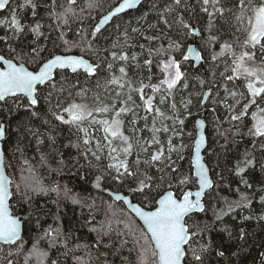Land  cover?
<instances>
[{
    "label": "snow or ice",
    "instance_id": "1",
    "mask_svg": "<svg viewBox=\"0 0 264 264\" xmlns=\"http://www.w3.org/2000/svg\"><path fill=\"white\" fill-rule=\"evenodd\" d=\"M12 2L0 0V11ZM76 3L77 0H18L15 6L9 8L7 16L0 17V31L4 33L0 35V42L7 48L6 52L0 50V104L3 105L0 111L4 108L11 111L8 107V100L11 99L17 110L23 107L30 118L39 119L43 103L47 109L45 115L79 134L77 143L71 146L77 148L88 167L98 173L93 188L107 191L104 184L109 179L121 186L128 185L130 195L115 192L111 196L112 203L108 204L113 216L116 215L113 210L116 202L127 207V211L120 209L126 218L120 221L126 231L117 232L121 237L117 252L129 244L127 237H130L132 248L129 252L139 249L136 264H208L212 252L224 258L225 252L214 246L208 235L212 226L207 221L193 220L196 214L206 216L207 201L214 198L213 193L219 195L220 184L211 178L213 169L206 159L216 155L219 161V154L209 147L204 118L195 121L194 146L189 150L184 137H191L192 133L185 132L186 121L193 115L192 107L206 109L207 102L211 100L214 106L210 110L213 113L216 106L228 113L223 121L214 116V130L217 137L224 138L225 145L228 133L241 136L240 126L247 127L243 135L251 140V147L238 152L229 169L239 178L245 191L238 186L235 189L236 200L220 197L223 207L217 209L213 205L212 214L214 221L223 222L226 216L236 219L237 209L241 212L248 210L249 215L242 216V221H264V187L254 189L246 178L250 170L256 169L255 151L264 153V107L261 106L264 104V0H197L200 12L208 18L206 38L185 20L184 13L192 10L186 0H153L150 11L156 16V22L149 23L147 29L143 28L141 21L147 22L148 11L137 19L136 27H132L130 21L113 24L114 19L142 5V0H117L114 5H109L106 13L100 15L90 30L81 28L76 33L79 39L70 40L64 29L70 27V19H80L82 23L81 14L85 11L82 8L77 13ZM86 7L88 10L103 9V3L102 0H86ZM40 8L45 9L47 19L52 22L48 27L51 29L54 24L59 32L60 44H56L55 48L62 47L63 51L50 52L46 44L37 43L41 37L47 39L43 31L45 25L36 19ZM24 12H30L33 23L23 22V15L18 13ZM229 18L234 21L230 24L234 28L230 33L232 40L222 42L221 25L229 24ZM87 19L96 18L89 14ZM173 29L176 30V39L169 34ZM29 33L34 37L29 45L14 46L9 42L20 41ZM140 37L147 44L140 43ZM188 37H200L204 48L211 49L219 44L220 51L211 53L213 62L230 58V63L225 61V71L220 73L225 81L223 96L215 79L206 81L196 78L201 89L206 84L213 85L207 91L196 94L202 96L198 105H193L192 93L187 97L182 95L189 89L188 75L182 71L183 63L190 60L203 62L204 59L194 45H188L186 53L181 52L183 41ZM165 39L168 41L166 47L163 43L152 46L153 42ZM101 40L108 46L103 49L97 47ZM137 47L139 52L134 51ZM74 49L81 54H70ZM45 53L48 55L45 56ZM175 53H181L182 60L177 59ZM85 54L95 59L86 58ZM142 56L147 58L141 63ZM154 64L160 72L156 82H153ZM143 68L148 71L147 77L139 74ZM133 69L136 70L134 73ZM65 70L75 74L74 77H70ZM81 75L83 81L80 80ZM215 75L213 72V77ZM237 80L243 81L245 91L227 87L228 83L235 84ZM253 107L251 126H247L245 118ZM43 123L47 125L49 121L44 120ZM223 123H228L229 129L221 131ZM8 127V123L0 119V140L5 145L8 143ZM233 128L236 130L233 131ZM97 132L99 136H96ZM32 134L38 135L37 132ZM47 138L55 144L54 135L48 133ZM43 143V139L37 140L38 145ZM225 145H220L221 149ZM14 150L22 151L19 147ZM189 151L191 158L185 170L181 162L186 160L185 153ZM41 159L44 157L41 156ZM259 170L264 174V163ZM217 175L224 179L220 173ZM13 184L6 174L5 151L0 149V253H3L0 260L6 261V264H16L13 257L18 256L24 247L22 228L33 213L42 210L34 207L33 195L54 192L59 198L62 193L63 198L72 204L85 206L84 199L79 194H73L67 186L63 189L60 186L45 188L39 182L27 179L23 188L20 184H15L13 188ZM225 187L232 190L229 185ZM257 194L262 212L254 216L253 202ZM137 195L141 199L134 202L133 198ZM16 196L20 197L15 201L20 204L19 213L14 211L12 203ZM93 206L88 205L90 208ZM129 214L138 218L141 225L135 224ZM89 231L96 233L93 242L77 243L72 247H69L72 233L65 234L60 226L53 228L50 225L44 230L43 237L48 240L49 249H56L59 255L65 257L71 254L74 264H109V252L101 249L114 246L112 242L105 241V237L113 231L111 223L92 227ZM222 231L232 238V232L227 227ZM245 236L246 232L241 228L239 239L243 241ZM3 246H8L6 252ZM78 251H82L83 255H76ZM232 255L238 257L240 253L237 251ZM261 255L264 256V253ZM32 256L38 257L41 264H59L58 257L49 259V253L38 250L36 245L25 256V264Z\"/></svg>",
    "mask_w": 264,
    "mask_h": 264
},
{
    "label": "trees",
    "instance_id": "2",
    "mask_svg": "<svg viewBox=\"0 0 264 264\" xmlns=\"http://www.w3.org/2000/svg\"><path fill=\"white\" fill-rule=\"evenodd\" d=\"M15 2H18V0H13L9 7L1 11L0 17L7 16L9 14V8L15 6ZM116 2L117 0H102L103 9L88 10L86 7V0H77L74 6L77 13H80V9H85L81 14L83 16V22L81 23L80 19H70V27L64 29L67 33V38L70 40H78L77 31L81 28L90 30L91 27L98 22L100 15L109 10V5H114ZM152 2L153 0L143 1L141 6H138L134 10L127 11L125 14H122L120 18L114 19L113 24H124L130 21L131 26L136 27L137 19H139L144 12L148 11L150 14L147 22L141 21L143 28L147 29L149 23L156 22V16L150 11ZM186 2L191 6L192 10L184 13L185 20L192 25H197V28L203 35V32H206L205 28L208 22L207 16L200 12L197 0H186ZM89 14L96 19L89 21L87 19ZM18 15H23V22L25 23L31 24L34 22L30 12L18 13ZM36 19L40 20L45 25L43 31L47 37V39L41 37L37 43L46 44L50 52L63 51L62 47L59 49L55 48L56 44H60L59 32L55 30L54 24L51 29L48 27L52 22L47 19L44 8L38 9V16ZM229 21V24L221 25L223 32L222 42L225 40L231 42L232 40L230 33L234 31V28H232L230 24L234 23V21H232L231 18H229ZM161 27H163V25H161ZM108 28L111 32L112 25L108 26ZM3 34L4 33L0 31V35ZM145 34L150 35L154 33L146 32ZM169 34L173 39L177 38L175 29L171 30ZM33 39L34 37L29 33L22 36L20 41L10 40L9 42L14 46H20L21 44L29 45ZM193 39V37H188V39L183 41L184 47L181 49V52L186 53L187 46L194 42ZM139 42L147 44L142 37L139 38ZM158 43H163L166 47L168 41L165 39L160 42H153L152 46L156 47ZM96 46L103 49L107 47L108 44L101 40ZM198 46L204 58L203 60H205V67L203 69L199 68L200 66L194 67L190 61L184 62L182 66V71L186 72L188 75L189 83V89L184 91L182 95L192 93L191 98L193 105H198L199 100L202 99L196 95L197 93H202L205 88L213 87L212 84H206L205 87L201 89L196 79L197 77L203 78L206 81L215 79L221 96H223L222 86L225 81L220 76V73L225 71V61L230 63V58L228 57L222 58L221 61L218 62H213L210 59L212 51L219 52V44L209 49L204 48L203 41H200ZM0 50L7 51V48L2 42H0ZM134 51L139 52L140 49L137 47ZM70 54L80 55L81 53L78 49H74ZM44 55L47 56L48 53ZM85 55L86 58L95 59V57L89 54ZM175 55L177 59L182 60L181 53H175ZM145 58L147 57H141V63ZM208 63H210L211 68L208 67ZM135 71L136 70L133 69V73ZM66 72L70 77H74L75 75L68 70H66ZM213 72L216 74L215 77H213ZM152 73L154 74L153 82H156L160 77V72L155 64L152 67ZM139 74L143 77H147L148 71L146 68H143L140 70ZM83 79L84 77L81 75L80 80L83 81ZM57 80L59 81V76H57ZM227 87L229 89L235 88L237 91H245L242 80H237L235 84L228 83ZM213 93V96H215V89ZM211 106V104H207L206 109L199 110L195 106L192 107L191 111L193 115L186 121L185 132H191L192 136L188 137L186 135L184 137V142L189 146L190 150L193 147L195 137L194 121L198 117H201L203 115L202 113L206 111L204 115L205 131L210 142L209 147L219 154V161L216 155L206 157L209 167L213 169V171L210 172L211 178L220 184V189L218 190L219 195L217 196L216 193H213L214 198L207 201L206 207L208 211L206 216L204 214H196L193 220L197 222L207 221L212 226L208 235L211 236L214 246L225 252L224 258L217 257L215 252H212L208 264H262V262H264V256L261 255V253H264V221L257 222L255 219L242 221L241 217L249 215V212L248 210L241 212L239 209H237L235 213L236 219H232L231 216H226L223 222L214 221L212 206L214 205L217 209L223 207V202L220 200V197L227 196L230 200H236L238 196L235 189L239 186L241 191H245L243 185L240 184L239 178L229 171V169L232 167L233 159L237 156V153L243 152L245 147H251V140L246 135H243L247 132V127L241 125L240 131L242 135L233 136L231 133H228V142L225 145L224 138L217 137L214 130V116H218L223 121L228 113L220 106H216V112L213 113L209 109ZM8 107L11 108V111H9L8 108H4L3 111H0V119L5 120L9 126L8 143L5 145L3 141V146L5 151L6 171L14 182L13 188L15 184H20L21 188H23L25 179L39 182L45 188L60 186V188L63 189L67 186L72 190L73 194H79L85 202L84 207L74 205L71 201L65 200L62 193L59 198L54 192H49L47 195H33L32 202L34 207L41 208L42 210L38 213H33L22 228L24 247L18 256L13 257L16 264H25V256L31 252L33 245H36L37 249L40 251L48 252L49 259H57L58 257L59 264H74L71 254L65 257L59 255L56 249H49L48 240L43 237L44 230L51 225L53 228L57 226L62 227L65 234L71 232L72 240L69 247H72L77 243L93 242L96 239V233L89 231V229L92 227H100L102 224L107 225L109 222L111 223L113 231L108 237H105V241L112 242L114 246L111 249H101V251L109 252V264H136L137 252L139 249H135L131 253L129 252V249L132 248L130 237H127L129 239V244L120 249L119 252L116 251L119 247V240L121 239V237H118L117 232L126 231L124 223L120 222L126 219L120 212V209L124 208L125 211H127V209L121 202H116L113 209L116 215L113 216L112 210L108 208V204L112 203L110 196L105 192L93 188L92 184L98 173H96L94 169L89 168L84 159L80 156L77 148L71 146L77 143V136L79 134L74 130H70L69 126L61 125L59 122L53 120L50 115H45L44 113H46L47 109L43 103L40 107L42 115L39 119L30 118L29 113L23 107L17 110V108L12 105L11 99L8 100ZM0 108H3L2 104H0ZM252 111H255V107L249 110V116L245 118V125L247 126H251ZM44 120H48L49 123L45 125L43 123ZM221 127H225V129L221 128V131H224L229 129L230 125L228 123H223ZM29 129H31V131H29ZM232 130L235 131L236 129L233 128ZM33 132H37L38 135H33ZM48 133L55 136V144L50 143L48 140ZM99 135L100 133L97 132L96 136ZM145 135H147V133H145ZM38 139H43L44 143L38 145ZM220 145H225L224 149H221ZM16 147H19L22 151H15L14 149ZM254 154L257 160L256 169L250 170L246 178L253 184L254 189H259L260 187H264V174L259 170L260 165L264 163V153L257 150ZM185 155L187 158L185 161L181 162V166L183 169L187 170L189 167L188 161L191 158L190 151L186 152ZM41 156L44 157L43 160ZM25 161H27V163H25ZM61 161H63V164H61ZM218 163L219 166L217 167ZM217 173H220L224 179L221 180ZM225 185H229L232 190L230 191ZM104 187L112 191L129 194L127 184L121 186L110 179L104 184ZM133 199L134 202H138L141 197L137 195ZM18 200H20V197L16 196L12 202L16 213L20 212V204L15 203V201ZM258 200L259 194H257L256 200L253 202L254 216H258L262 212ZM88 205L94 206L90 208ZM26 211L27 209L25 206V214ZM129 216L131 217V214H129ZM131 219L135 224L141 225L135 217H131ZM89 220H91V223H87ZM225 227L231 230V239L228 237L227 232L222 231ZM241 228H244L246 232L243 241L239 239V231ZM205 239H207V236ZM3 248L5 252L8 250V246H3ZM61 251H63V249H61ZM237 251H239L240 255L238 257L233 256L232 253ZM0 255H3V253H0ZM76 255H83V252L78 251ZM0 264H6V261L0 260ZM28 264H41V262L38 257L32 256ZM44 264H47V262H44Z\"/></svg>",
    "mask_w": 264,
    "mask_h": 264
},
{
    "label": "water",
    "instance_id": "3",
    "mask_svg": "<svg viewBox=\"0 0 264 264\" xmlns=\"http://www.w3.org/2000/svg\"><path fill=\"white\" fill-rule=\"evenodd\" d=\"M143 1H146V0H142V2ZM136 9V8H135ZM131 10H134V9H131ZM3 11V10H2ZM128 11H130V10H128ZM1 12V11H0ZM194 27H196L195 25H193ZM197 28V27H196ZM196 38V37H195ZM190 45H194V46H196L197 48H198V45L196 44V43H193V44H190ZM199 49V48H198ZM187 52V51H186ZM76 55V54H75ZM192 63H193V66L194 67H197L198 65H202V63L203 62H199V61H194V60H190ZM207 91V90H206ZM206 114V111L204 112V115ZM198 118H204V116H201V117H198ZM197 118V119H198ZM205 119V118H204ZM193 146H194V141H193ZM0 149H3L4 150V146H3V140H0ZM203 154V153H202ZM6 174H7V171H6ZM8 175V174H7ZM9 176V175H8ZM193 190H195V189H193ZM108 196H110V198H111V196H112V194L113 193H115V192H117V191H112V190H110V189H107V191H104ZM122 193V192H121ZM122 194H124V193H122ZM124 207L127 209V207L124 205ZM138 221H139V219L138 218H136ZM140 222V221H139ZM140 224H141V222H140Z\"/></svg>",
    "mask_w": 264,
    "mask_h": 264
},
{
    "label": "rangeland",
    "instance_id": "4",
    "mask_svg": "<svg viewBox=\"0 0 264 264\" xmlns=\"http://www.w3.org/2000/svg\"><path fill=\"white\" fill-rule=\"evenodd\" d=\"M195 26L197 27V25H195ZM207 35H208L207 32H203V37L206 38ZM193 41H194L193 43H196V44L198 45L199 42H200V41H203V40H202L200 37H196V38L193 39ZM193 43H192V44H193ZM198 47H199V46H198ZM186 51H187V50H186ZM219 51H220V50H219ZM190 62H191V61H190ZM191 63H192V62H191ZM192 65H193V63H192ZM204 67H205V60H203V63H202V65H201L199 68L203 69ZM208 67L211 68L210 63H208ZM228 74H231V73H228ZM184 96L187 97L188 94H186V95H184ZM213 97H215V96H213ZM207 104H208V105H210V104L212 105L209 109H211V108L214 106V105L212 104L211 100H209ZM209 109H208V110H209ZM202 114H203L202 116H204V113H202ZM221 128H222V129H225V127H221Z\"/></svg>",
    "mask_w": 264,
    "mask_h": 264
},
{
    "label": "bare ground",
    "instance_id": "5",
    "mask_svg": "<svg viewBox=\"0 0 264 264\" xmlns=\"http://www.w3.org/2000/svg\"><path fill=\"white\" fill-rule=\"evenodd\" d=\"M195 121H196V119H195ZM195 121H194V128H195V136H196V123H195ZM194 139H195V137H194Z\"/></svg>",
    "mask_w": 264,
    "mask_h": 264
},
{
    "label": "flooded vegetation",
    "instance_id": "6",
    "mask_svg": "<svg viewBox=\"0 0 264 264\" xmlns=\"http://www.w3.org/2000/svg\"><path fill=\"white\" fill-rule=\"evenodd\" d=\"M199 66H201V65H199ZM198 67V66H197ZM66 71V70H65ZM208 88H205L203 91H206ZM214 94V93H213ZM201 98H202V96H201ZM259 102V101H258ZM261 106L262 107H264V104H261Z\"/></svg>",
    "mask_w": 264,
    "mask_h": 264
}]
</instances>
